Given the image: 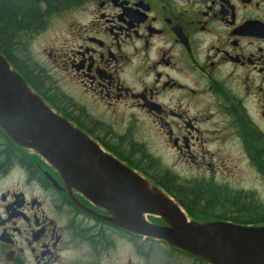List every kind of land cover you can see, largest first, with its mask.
Instances as JSON below:
<instances>
[{
	"label": "flooded vegetation",
	"instance_id": "obj_1",
	"mask_svg": "<svg viewBox=\"0 0 264 264\" xmlns=\"http://www.w3.org/2000/svg\"><path fill=\"white\" fill-rule=\"evenodd\" d=\"M0 2L28 18L24 59L0 52L31 89L189 220L239 223L196 190L264 203V0ZM77 184L0 126V264H211L95 216Z\"/></svg>",
	"mask_w": 264,
	"mask_h": 264
},
{
	"label": "water",
	"instance_id": "obj_2",
	"mask_svg": "<svg viewBox=\"0 0 264 264\" xmlns=\"http://www.w3.org/2000/svg\"><path fill=\"white\" fill-rule=\"evenodd\" d=\"M0 126L15 142L45 157L67 186L78 183L86 197L109 213L88 210L95 216L211 264H264V224L189 220L171 197L133 177L128 167L117 165L84 132L55 113L1 52ZM145 214L161 216L167 225L152 224Z\"/></svg>",
	"mask_w": 264,
	"mask_h": 264
},
{
	"label": "trees",
	"instance_id": "obj_3",
	"mask_svg": "<svg viewBox=\"0 0 264 264\" xmlns=\"http://www.w3.org/2000/svg\"><path fill=\"white\" fill-rule=\"evenodd\" d=\"M30 27L28 18L24 13L12 9L9 5L0 2V46L9 57L24 59L23 49H13V41L16 42L24 33V28ZM15 48V47H14ZM16 55V56H15ZM194 204L210 208L211 211L229 215L236 222L246 224H264V203L256 197L237 195L226 199L220 192H208L196 190L194 192ZM251 198V199H250Z\"/></svg>",
	"mask_w": 264,
	"mask_h": 264
},
{
	"label": "rangeland",
	"instance_id": "obj_4",
	"mask_svg": "<svg viewBox=\"0 0 264 264\" xmlns=\"http://www.w3.org/2000/svg\"><path fill=\"white\" fill-rule=\"evenodd\" d=\"M54 70H55V69H52V71H54ZM23 78H24V77H23ZM261 197L264 198V194H262ZM154 248H155L157 251H159L160 248H161V250L165 249V248H163V246H161V245H155Z\"/></svg>",
	"mask_w": 264,
	"mask_h": 264
}]
</instances>
